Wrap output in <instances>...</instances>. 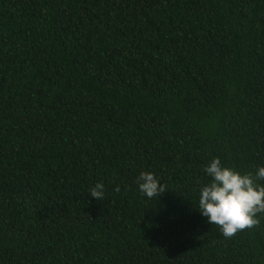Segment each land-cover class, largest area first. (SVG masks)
Wrapping results in <instances>:
<instances>
[{"label":"trees","instance_id":"1","mask_svg":"<svg viewBox=\"0 0 264 264\" xmlns=\"http://www.w3.org/2000/svg\"><path fill=\"white\" fill-rule=\"evenodd\" d=\"M217 157L264 167V0H0V264H264L197 210Z\"/></svg>","mask_w":264,"mask_h":264},{"label":"clouds","instance_id":"2","mask_svg":"<svg viewBox=\"0 0 264 264\" xmlns=\"http://www.w3.org/2000/svg\"><path fill=\"white\" fill-rule=\"evenodd\" d=\"M211 182L200 189L196 204L199 213L207 217V223L218 226L225 238L231 239L238 233L259 227L260 215H264V167L255 173L241 174L222 165L220 158H214L204 168ZM151 172H141L136 178L139 190L147 198L157 199L168 191L166 184H160ZM119 187L115 191H119ZM89 195L104 199V185L97 183Z\"/></svg>","mask_w":264,"mask_h":264}]
</instances>
